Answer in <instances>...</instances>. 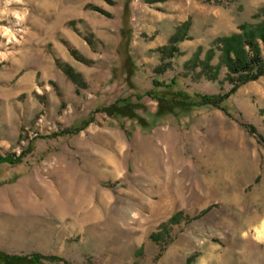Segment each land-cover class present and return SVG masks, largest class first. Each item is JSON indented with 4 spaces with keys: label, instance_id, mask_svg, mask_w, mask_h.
Wrapping results in <instances>:
<instances>
[{
    "label": "rangeland",
    "instance_id": "1",
    "mask_svg": "<svg viewBox=\"0 0 264 264\" xmlns=\"http://www.w3.org/2000/svg\"><path fill=\"white\" fill-rule=\"evenodd\" d=\"M263 20L264 0H0V264H264L244 127L264 136V76L225 111L184 99L229 92L214 41Z\"/></svg>",
    "mask_w": 264,
    "mask_h": 264
},
{
    "label": "trees",
    "instance_id": "2",
    "mask_svg": "<svg viewBox=\"0 0 264 264\" xmlns=\"http://www.w3.org/2000/svg\"><path fill=\"white\" fill-rule=\"evenodd\" d=\"M189 23L186 22L182 25L180 30L171 38V45L181 42L184 38L181 36V31L187 28ZM261 45L263 49H261ZM214 46L219 48L222 52V62L228 68V74L226 81L232 85V89L227 93L219 95H202L199 101L189 99L188 95L184 96L187 101V106H212L225 111L222 106L226 100L234 95L237 90L247 84L258 80L264 76V20L256 25L244 23L240 25L239 32L233 33L229 36L218 37L214 41ZM171 50L177 51L178 48L171 47ZM213 50L208 51L206 58V64H209L213 58ZM206 68V66H204ZM65 74L74 82L78 83L77 77L71 68H62ZM157 85V84H156ZM167 87H169L167 85ZM147 95H151L148 93ZM160 101L159 98H155ZM179 103H182L178 101ZM175 102V104H178ZM121 103V102H120ZM120 103L114 104L109 107L106 112L113 111L114 115H124V111L127 110V106L120 105ZM183 103H185L183 101ZM93 119V118H92ZM248 129L250 134L256 136L262 143H264V136L258 133V130L252 125H244ZM15 164L16 160L9 157H0V165L3 163ZM176 217L172 218V222L176 221ZM155 237V236H154ZM14 259L22 260V257H12ZM51 258V257H50ZM39 257H34L33 262L39 263Z\"/></svg>",
    "mask_w": 264,
    "mask_h": 264
},
{
    "label": "crops",
    "instance_id": "3",
    "mask_svg": "<svg viewBox=\"0 0 264 264\" xmlns=\"http://www.w3.org/2000/svg\"><path fill=\"white\" fill-rule=\"evenodd\" d=\"M187 20V18H183L182 20H179V21H177V23H176V26L175 27H177V26H180L183 22H185ZM175 32L173 31L171 34H170V36L168 37V39H167V41L166 42H168L169 41V39L171 38V36L174 34ZM156 42H157V45L156 44H154V46H152L153 48H157L158 46H160V47H163V46H165L166 45V42L165 43H163V44H160L159 43V40H156ZM203 44V40H198L197 42H196V45H195V49H194V52L196 51V52H198V51H202L203 50V48L201 47V45ZM209 51V49L206 51V53ZM205 53V54H206ZM214 60V59H213ZM213 60L211 61V64L213 65ZM213 66H217V65H213Z\"/></svg>",
    "mask_w": 264,
    "mask_h": 264
},
{
    "label": "bare ground",
    "instance_id": "4",
    "mask_svg": "<svg viewBox=\"0 0 264 264\" xmlns=\"http://www.w3.org/2000/svg\"><path fill=\"white\" fill-rule=\"evenodd\" d=\"M45 188V187H44ZM46 189V188H45ZM59 190V189H58ZM69 190H75V193H78L79 191H77V188L76 187H74V186H71V185H69ZM66 193H67V191H66ZM47 200H50L52 203L54 202V201H56V196H52V195H49L48 197H47ZM257 236H258V239L259 240H261V241H264V221H263V223H262V225L258 228V230H257Z\"/></svg>",
    "mask_w": 264,
    "mask_h": 264
}]
</instances>
